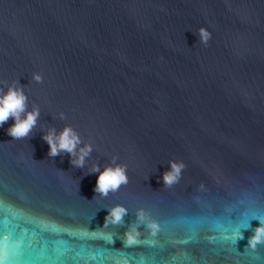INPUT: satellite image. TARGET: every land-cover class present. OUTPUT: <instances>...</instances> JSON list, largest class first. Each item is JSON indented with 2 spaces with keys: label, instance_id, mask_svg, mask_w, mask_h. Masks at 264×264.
<instances>
[{
  "label": "water",
  "instance_id": "1",
  "mask_svg": "<svg viewBox=\"0 0 264 264\" xmlns=\"http://www.w3.org/2000/svg\"><path fill=\"white\" fill-rule=\"evenodd\" d=\"M16 80L40 117L28 138L0 127V264H264L246 248L264 217V0H0V87ZM66 125L93 146L83 168L48 156ZM113 156L128 183L95 195ZM170 160L185 168L163 187ZM117 204L124 224L103 227ZM140 208L159 231L129 246Z\"/></svg>",
  "mask_w": 264,
  "mask_h": 264
},
{
  "label": "clouds",
  "instance_id": "2",
  "mask_svg": "<svg viewBox=\"0 0 264 264\" xmlns=\"http://www.w3.org/2000/svg\"><path fill=\"white\" fill-rule=\"evenodd\" d=\"M197 32L200 44L207 46L208 41L211 39V33L203 27L199 28ZM32 79L39 83L43 81V76L41 73L34 72ZM3 86L0 87V127L11 118L14 123L7 128V134L13 139L28 138L37 126L40 117L39 108L33 105L29 110L28 97L24 92L25 86H22L19 80L11 83L4 81ZM59 118L61 120L65 119V114L60 112ZM42 139L49 146V157L55 158L62 153H66L70 157V163L77 168L84 167L86 157L93 151L92 144L84 143L79 133L67 125L60 132H57L55 127L50 128L47 133L43 134ZM117 159L118 157L113 156L110 164L105 166L103 171H101L99 164L92 165L90 174L98 173L93 188L95 195L107 196L109 192H115L121 185L128 183L126 166L118 164ZM168 163L170 170H166L162 175L163 187H171L178 183L182 177V170L185 168L183 161L170 160ZM127 214V209L124 206L114 205L107 209L103 227L109 223L123 225L125 222L124 217ZM255 220L259 221V225L252 228L253 234L248 238L246 248L256 249L258 245H264V217H256ZM142 225L143 228L150 231L152 236H155L159 231V225L152 219L150 213L140 208L136 211V220L128 225L123 234L125 237L123 243L129 246L136 244L141 236L140 229ZM239 239H243L242 234Z\"/></svg>",
  "mask_w": 264,
  "mask_h": 264
}]
</instances>
